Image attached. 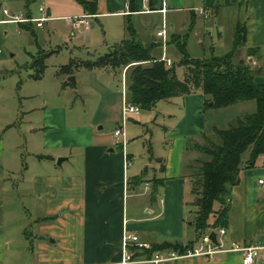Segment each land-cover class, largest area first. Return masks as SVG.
I'll list each match as a JSON object with an SVG mask.
<instances>
[{"label": "crops", "instance_id": "0c3cea01", "mask_svg": "<svg viewBox=\"0 0 264 264\" xmlns=\"http://www.w3.org/2000/svg\"><path fill=\"white\" fill-rule=\"evenodd\" d=\"M96 1V14L89 13L80 0H0V12L7 8L34 18L43 15L40 7L44 6L45 15L50 19L43 26L32 23L35 28L50 29V23L62 21L74 31L89 28L100 14H115L135 25L136 39L151 47L153 56L168 58L172 63L176 56L181 59L174 36L183 37L189 32L188 52L193 57H201L192 52V46L201 49L206 46V36L213 41V33L220 35L227 22L234 31L242 22L246 26L244 59L252 68L260 69L256 81L264 83V0ZM37 2L39 5L35 8ZM201 9L209 12V17L201 13ZM78 17L85 20L79 27L69 22ZM164 22L166 39L158 35ZM249 47L258 48L259 53L249 56ZM215 49V45L210 47L211 55L215 54ZM126 97L128 99V93ZM168 101L173 105L168 111L172 113L171 118L178 116L175 131L166 133L162 153L154 152L142 162H137L134 153L116 143L114 130L120 118L111 112L112 106L104 119L92 118L85 122L79 112L69 115L62 108L48 107L35 130L42 133L33 153L40 168L32 182L36 185V196L31 218L25 224L36 229L20 227L26 239L18 244L4 231L6 223L0 217V264H118L123 258L126 232L158 244L170 241L186 245L193 241L196 232L192 221L194 213L188 212L193 206L186 201V189L191 185L185 165L194 158L187 160L193 151L186 150V142L188 137L195 139L209 129L205 96L196 92ZM111 120H115V128L110 133L105 131V123ZM11 124L9 119L0 122V192L17 188L22 181L18 179L22 169L16 152L20 143L14 144L12 157L7 155L10 149L7 137L15 129ZM97 124L101 125L97 128ZM131 144L129 142L128 146ZM59 158L65 159L59 164ZM142 174V181L137 180ZM261 179H264V155L254 167L241 170L240 179L232 188L227 227L231 241L264 245ZM143 185L151 191L149 194L140 192ZM218 207L216 204L215 209ZM213 219L211 217L210 222ZM32 257L35 260H31ZM242 258V253L232 252L215 259L192 257L166 264H242Z\"/></svg>", "mask_w": 264, "mask_h": 264}, {"label": "rangeland", "instance_id": "374dc122", "mask_svg": "<svg viewBox=\"0 0 264 264\" xmlns=\"http://www.w3.org/2000/svg\"><path fill=\"white\" fill-rule=\"evenodd\" d=\"M38 2L35 8H38ZM5 5L4 1L3 7ZM10 14L29 17L21 12L10 11ZM36 14L40 15L39 12ZM6 18L8 17L4 15L0 17V19ZM25 23V26H23L24 23L0 24V122L9 119L11 125L15 126L7 137V148H10L7 155L11 157L14 155L13 146L19 142L16 152L21 160L19 168L22 169L18 176V179L22 180L21 185L0 192V217L6 223L4 231L18 244L19 241L26 239L20 232V227L27 226L25 224L31 218L32 205L35 202L36 185L33 186L32 182L40 167L33 153L37 150L42 137V133L35 130L45 110L48 107H58L64 109L69 115L79 112L85 122L92 118L104 119L107 117L109 106H112L111 112H114L118 119L120 118V123L123 119L125 102L122 99H126L123 94L125 80L127 82V68H124L121 73L110 68L112 71L109 73L103 68L78 67L74 70L76 85L68 80L69 75L60 74V68L75 59L96 60L107 53L110 47L121 43L129 36L126 30L127 19L115 14H100L97 19L92 20L89 28L83 27L76 31L64 26L62 21L50 23V29L35 28L34 24ZM234 33V28L227 22L220 35L215 31L213 41L211 37L206 36V46L201 49L192 46V52L195 55L199 53L197 55L201 57H210V47L215 45L214 53L223 55L231 50ZM240 49L241 53H237L234 57L235 62L246 58L244 49ZM48 52L51 54L46 57L43 77L39 80L33 79L31 74L35 70L31 64L35 56L48 54ZM262 55H264V49ZM175 60L177 76L183 79L186 67L179 65L177 56ZM64 82L66 84L63 87ZM137 106L141 110L140 113L131 115L133 119L129 117L125 124L128 140L126 149L134 153L137 162H142L145 158L148 160L154 152L156 154L163 152L166 133L175 131L174 125L178 116L175 119L171 118L172 113L168 111L173 108V105L168 100L159 101L153 108ZM254 109L253 101L241 102L226 108H208L205 112L208 133L212 135L211 127L214 125L219 128L229 127L237 116L252 112ZM100 125L97 124L96 127ZM105 126V131L111 133L115 128V120L107 121ZM195 139L202 142L201 136ZM129 142L132 144L128 146ZM199 156L202 155L193 151L189 153L187 160ZM140 189L141 193L151 192L146 189V185L141 186ZM186 201L188 203L193 201L190 187L186 189ZM189 211L194 213V207L188 208ZM28 226L31 230L36 229L31 224ZM30 259L35 260L34 257Z\"/></svg>", "mask_w": 264, "mask_h": 264}, {"label": "trees", "instance_id": "16d2710c", "mask_svg": "<svg viewBox=\"0 0 264 264\" xmlns=\"http://www.w3.org/2000/svg\"><path fill=\"white\" fill-rule=\"evenodd\" d=\"M80 3L89 13H97L96 0H80ZM126 30L128 38L110 47L107 53L96 60H72L60 68V74L73 75L78 67L111 68L119 73L127 68L128 100L142 108H153L161 100L196 92L204 94L205 110L246 101L255 103L252 112L237 116L229 127L213 126L212 135L208 130L201 134L202 142L194 138L186 142L187 151L202 155L185 165L193 196L191 206L195 209L192 221L196 238L188 243L192 245L210 228L229 226L232 188L238 183L241 170L254 167L258 158L264 155V83L256 81L261 71L252 68L245 59L234 61L237 53H241L240 48L246 45V26L242 22L237 25L231 50L223 55L193 57L187 49L189 32L183 37L174 36L173 42L181 54L178 63L186 67L183 79L177 76L176 62L168 66L163 59L153 56L151 47L136 39V30L130 20ZM247 52L254 56L259 49L249 47ZM50 54L35 56L31 64L35 70L31 74L33 79L43 77L45 60ZM143 176L136 179L142 181ZM216 204L219 205L217 209ZM211 217L213 222H210ZM164 249L184 251L185 247L179 242L152 243L151 249L136 248L134 257H151L154 251Z\"/></svg>", "mask_w": 264, "mask_h": 264}, {"label": "built area", "instance_id": "2783aa9c", "mask_svg": "<svg viewBox=\"0 0 264 264\" xmlns=\"http://www.w3.org/2000/svg\"><path fill=\"white\" fill-rule=\"evenodd\" d=\"M166 8H163L162 11L166 12ZM43 15L40 17H23L20 15L10 14L9 9H3V15L8 17L6 19H0V24L8 23H25V22H36L38 26H43L44 22L50 18L45 15V7H40ZM206 17H209L208 12H204L201 9ZM69 22L76 27H79L82 23L85 22L84 18H72L69 19ZM159 36L167 38V25L166 22L163 23L162 29L158 32ZM168 66L172 64V61L168 58H163ZM124 78L126 76L124 75ZM127 82L124 83V95H125V104L123 105V119L122 123L114 130V138L117 144H121L124 148L126 147L128 140L126 136L125 124L131 115H138L140 113V108L130 102L127 97ZM260 183L264 184V179L260 180ZM216 233V240H213L211 233ZM184 251H178L174 249H164L156 250L153 252L151 257H145L144 259H138L134 257V250L137 249H151L152 243L146 240H142L139 235L126 232L123 240V258L118 264H133V263H149V264H166V263H175L185 258L192 257H204L207 259H215L221 255L240 252L242 253V264H261L264 262V245L260 244H242L239 242L231 241L228 236V230L226 227L219 228H210L206 233H204L194 244L184 245Z\"/></svg>", "mask_w": 264, "mask_h": 264}, {"label": "water", "instance_id": "95a60500", "mask_svg": "<svg viewBox=\"0 0 264 264\" xmlns=\"http://www.w3.org/2000/svg\"><path fill=\"white\" fill-rule=\"evenodd\" d=\"M68 80H69L70 82H72L74 85L77 84L76 77H75L74 74H73V75H70L69 78H68ZM211 104H212V102H211ZM64 159H65V158H59V159H58V163L60 164ZM211 237H212L213 240H216V233H215V232H212V233H211Z\"/></svg>", "mask_w": 264, "mask_h": 264}]
</instances>
